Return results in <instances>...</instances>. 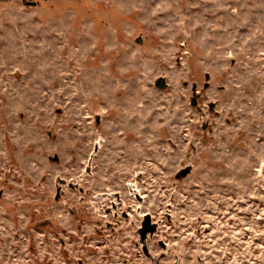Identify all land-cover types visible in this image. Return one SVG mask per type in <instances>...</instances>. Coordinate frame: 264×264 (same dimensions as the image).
<instances>
[{"label": "rangeland", "instance_id": "1", "mask_svg": "<svg viewBox=\"0 0 264 264\" xmlns=\"http://www.w3.org/2000/svg\"><path fill=\"white\" fill-rule=\"evenodd\" d=\"M92 73L103 98L71 116ZM112 114L118 146L93 170L110 161L133 194L119 230L99 236L58 204L60 228L51 178L80 172ZM69 121L92 126L70 139L84 138L77 164ZM0 264H264V0H0Z\"/></svg>", "mask_w": 264, "mask_h": 264}, {"label": "flooded vegetation", "instance_id": "2", "mask_svg": "<svg viewBox=\"0 0 264 264\" xmlns=\"http://www.w3.org/2000/svg\"><path fill=\"white\" fill-rule=\"evenodd\" d=\"M138 42H142V39L139 38ZM85 55L87 56L88 52H86ZM101 78L102 77L100 75H97V73H92V75L88 77L87 76L84 77V81H82V84H81L83 90L81 91V93L74 94L77 97L75 96V97H72V99H70L69 103L73 105L72 110L74 111V113L71 116L74 115V116L84 117L83 116L84 111L80 107V103L83 102L85 97L98 96L96 97V101L99 98H103L101 94V90L104 89L103 87L104 82L103 81H101L100 83L98 82L100 81L98 79H101ZM158 79L155 81L154 85H156V87L162 90L167 89V87L164 89L159 87L157 83ZM206 83H209L207 79L204 84V87L208 88L209 84L206 87L205 86ZM166 84L168 86L167 82ZM85 88H89V89H85ZM194 88H196L195 91H194ZM192 90H193V97L191 99V103L193 105V99L196 97V101L198 105V96H197L198 85L196 82L192 85ZM119 94L120 92H117L116 95L119 96ZM98 104L99 102H95V104L93 102V107H92L95 110L93 112L94 127L97 128L98 130L101 127L100 131H103V128H104L103 120L104 119H103V115L99 111H97ZM133 109L136 110L135 102L133 104ZM111 110L114 112L117 111L115 107ZM57 113L59 115H62L63 110L58 108ZM84 119L83 121H85ZM109 119H111V121L107 123L106 129H105L106 131H104L103 134H101V140L94 141V148L90 156L88 157V160L85 162L84 161L81 162L83 166L81 165V170L79 173L73 176L63 175L58 172H55V174H53L51 178L53 181V182L51 181L52 182V193H51V197L47 199V202L54 203V204H51L50 206L51 211L49 212H51V214L55 212L54 205L61 204L60 207H62L64 212H67V213L69 212L72 218H79L83 223H86L89 218L95 219L97 229H98V230L96 229V231L98 232L99 236H102V237L107 236L105 235V232L115 234L116 231L119 230L118 229L119 223L122 222V219L119 218L120 205L123 204V202L127 200L126 198L131 199L133 197V194H129V190H126L128 189L127 187L125 188L124 186L123 190L119 188L120 185L118 183V173L116 171H113L112 168H111V172L109 173L108 164L110 161L101 164V170L99 173L98 172L96 173L93 170L95 157L99 155L101 152H104V148L111 147L112 149L107 152H108V155L110 153L112 156V154L115 153L114 151H116V148L118 146L119 140L116 139V137H117V133L119 132L117 129L119 126V118L117 116L114 117V115L112 114V116H110ZM132 120H133L132 129L135 130V127L142 119H140L134 114ZM65 127H66V132H67L65 134L66 139H67L65 140V142L67 141V143L70 144L69 145L70 152H69V157L67 158V162L77 164L79 162L78 151L71 146H73L72 145L73 143L75 145H78L80 141H84V138H81V136H79V138H76L73 140H70V139L72 138L73 132H75L74 129L76 127H78L77 131L86 132L89 129H91L92 126H90V124H86L83 127L81 126L80 122L70 123L69 121L65 123ZM47 136L49 138L48 140L51 143H54L56 140H58L56 134L51 129H47ZM47 158L49 159L50 164L60 165L62 163V157L58 153L56 154V152L48 155ZM102 165L104 167H102ZM104 168H106V170H104ZM51 170L55 171V167L54 166L51 167ZM47 180L48 178L44 177L43 183L46 182ZM128 185L131 186L130 183H128ZM132 191H135V188H132ZM143 196H146V195L143 194L142 197ZM77 205L79 207H77ZM146 205H147V202H146ZM93 206L99 211L98 216L93 217L92 215L93 212L91 211V207ZM63 215L61 213H59V215L54 213L53 220L51 221L56 223V225L61 228L63 226V222L61 221ZM122 215L123 217L126 216L123 213ZM47 222L48 221H43V223H47ZM146 224H144V227L141 229V233L143 234L142 236L144 238L146 237L149 231V226Z\"/></svg>", "mask_w": 264, "mask_h": 264}, {"label": "water", "instance_id": "3", "mask_svg": "<svg viewBox=\"0 0 264 264\" xmlns=\"http://www.w3.org/2000/svg\"><path fill=\"white\" fill-rule=\"evenodd\" d=\"M206 79H207V81H209V79H210V75L208 73L206 74ZM157 83H158V85H159L160 88H163L164 89V88L167 87L165 77H160L158 79ZM208 84L209 83H206L205 86L207 87ZM195 90H196V88H194V91ZM193 105H197L196 97L193 99ZM191 170H192V167L191 166L190 167H187V168H185L183 170H181L179 172V174L177 175V178L182 179V178L186 177L191 172Z\"/></svg>", "mask_w": 264, "mask_h": 264}]
</instances>
